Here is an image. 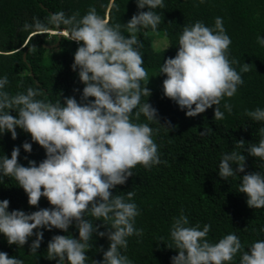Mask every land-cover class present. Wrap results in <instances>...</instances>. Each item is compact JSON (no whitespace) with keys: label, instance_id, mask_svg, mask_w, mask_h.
<instances>
[{"label":"clouds","instance_id":"1","mask_svg":"<svg viewBox=\"0 0 264 264\" xmlns=\"http://www.w3.org/2000/svg\"><path fill=\"white\" fill-rule=\"evenodd\" d=\"M136 4L140 11L124 25L110 23L94 7L82 17L79 13L67 16L59 11L45 20L34 17L32 23L24 24L23 30L34 34L48 33L53 26L60 28L58 33L63 32L80 45L74 54L72 70L78 71L84 87L79 101L70 96L53 103L37 99L43 95L38 87L10 94L5 90L8 77L0 78V136L10 132L15 140L19 128L46 152V158L39 164L29 160L27 167L19 162V146L13 148L11 158L0 155V182L5 177L15 179L27 194L30 206L39 207L42 197L52 206L26 213L9 211L10 201L0 200V233L9 245L24 247L35 236L30 250L36 254L44 239L42 229L67 233L75 224L79 239L71 234L54 235L47 244L48 260H56L57 264L66 261L86 264V253L95 234L107 237L109 247L98 249L103 259L93 260V264H133L124 252L129 237L143 235V229L135 227L141 213L134 202V191L113 195L112 190L125 185L137 165L151 170L166 163L160 159L159 146L153 139L159 129L137 122L143 115L148 121L160 123L157 109L148 100L141 103L142 97H150L152 92L143 67L140 52L143 44L138 33L141 29L157 30L161 15L155 9H163L165 5L163 0H136ZM145 8L148 10L144 11ZM257 42L264 47V37L258 36ZM231 44L220 17L212 27L201 21L183 26L178 52L164 61L159 75L167 77L163 80L164 95L181 110L186 109L187 117H196L215 106L214 119L225 118L221 102L236 95L244 83L241 74L252 68L248 63L240 65L239 72L233 67L240 62L229 58ZM142 81H148L147 85H142ZM223 108L231 114L233 105L225 102ZM13 111L16 116L11 114ZM245 114L252 121L264 122L262 108L246 109ZM163 126L169 130L173 127L170 121ZM258 135V143L246 146L241 139L235 142L233 150L222 154L218 165L221 178L228 180L245 173V151L264 160V127ZM22 147L25 152H32L31 143L24 142ZM239 177L238 192L246 194L248 207L264 208V171ZM87 217L102 224L97 225ZM102 227L107 230L101 231ZM210 231V224L202 228L199 223L191 225L181 210L173 218L170 243H166L169 249L178 252L171 257V264H233L238 255L239 264H264V239L252 242L245 250L235 233L212 242L208 239ZM260 231L264 232V228ZM160 241L163 243L164 238L160 237ZM0 264H24V261L0 251Z\"/></svg>","mask_w":264,"mask_h":264},{"label":"trees","instance_id":"2","mask_svg":"<svg viewBox=\"0 0 264 264\" xmlns=\"http://www.w3.org/2000/svg\"><path fill=\"white\" fill-rule=\"evenodd\" d=\"M165 7L155 11L161 15V23L154 32L151 28L141 29L139 39L144 60L143 67L148 73L150 97H142L141 103L148 102L157 109L159 122L148 121L141 115L139 123H148L153 129H159L153 139L159 146L160 159L166 161L155 165L151 170L137 165L132 169L134 175L125 185L113 189V195L134 191V202L140 215L135 227L143 229L142 236L128 238V249L124 252L133 264H171V257L178 255L175 249H169L170 228L173 218L181 210L188 216L190 224L211 225L208 239L218 242L227 234L235 233L245 250L256 240L264 239V208L248 207L246 194L239 193L240 176L248 172L264 171V160L252 157L245 151L246 170L236 177L224 180L219 176L218 165L222 154L230 152L235 142L243 139L247 143H258L259 129L264 122L252 121L245 110L264 109V47L257 42V37H264V0H163ZM94 7L101 16H107L110 23L126 24L138 11L136 0H0V78L9 79L6 89L10 94L26 92L28 87H38L42 96L55 103L63 97L75 96L79 101L84 85L78 71L72 70L74 54L80 46L70 41L68 36H58L50 32H59L60 28L51 27L48 33L34 34L24 31L25 23H32L34 17L45 20L51 14L63 11L67 16L79 13L85 15ZM148 9L145 8L144 11ZM78 17V18H79ZM222 18L223 26L232 40L230 59L239 60L233 65L239 72L240 65H252L251 71L242 73L243 85L232 98L225 97L221 102L222 120L214 119V109L196 117H187L186 109L180 107L164 95L163 80L166 75H159L164 61L175 57L178 52L179 35L183 26L203 22L214 26L215 19ZM129 36L127 32L124 33ZM166 39L164 48L155 45L156 40ZM50 46V47H48ZM33 47L35 51H32ZM148 81H142L147 85ZM22 85V86H21ZM79 89V91H76ZM94 99V98H90ZM225 102L233 105L229 114L224 108ZM12 115L17 114L13 111ZM134 118V117H133ZM170 121L172 129L165 126ZM18 137L13 140L8 132L0 136V155L11 158L14 147L19 146V162L29 166V160L37 164L46 158L43 147L31 139V135L17 128ZM24 142L32 144V152H25ZM243 151V150H240ZM27 157V159H25ZM233 167H238L233 165ZM10 201L9 211L23 210L31 213L39 208L52 207L47 198L42 197L39 207L30 206L28 196L15 179L5 177L0 182V200ZM93 223L99 225L102 221ZM106 231V228H101ZM44 239L36 254H31L30 245L36 238L31 237L24 247L9 245L7 238L0 233V251L9 257H17L24 264H57L48 260L47 244L54 235L71 234L79 237V231L73 224L69 231L42 229ZM160 237L164 238L163 243ZM91 249L86 253V264L103 259L104 250L109 247L107 237L94 234L90 241ZM239 255L233 264H239ZM67 264V263H66Z\"/></svg>","mask_w":264,"mask_h":264},{"label":"rangeland","instance_id":"3","mask_svg":"<svg viewBox=\"0 0 264 264\" xmlns=\"http://www.w3.org/2000/svg\"><path fill=\"white\" fill-rule=\"evenodd\" d=\"M50 34H57L58 36H63L64 34H63V32L61 33H57V32H50ZM66 36V35H65ZM168 44V40H166V39H158V40H156V42H155V45L157 46V47H159V48H164V47H166V45Z\"/></svg>","mask_w":264,"mask_h":264},{"label":"water","instance_id":"4","mask_svg":"<svg viewBox=\"0 0 264 264\" xmlns=\"http://www.w3.org/2000/svg\"><path fill=\"white\" fill-rule=\"evenodd\" d=\"M62 33V32H61ZM48 47H50V46H48ZM78 239H79V237H78ZM66 263H67V261H66Z\"/></svg>","mask_w":264,"mask_h":264}]
</instances>
